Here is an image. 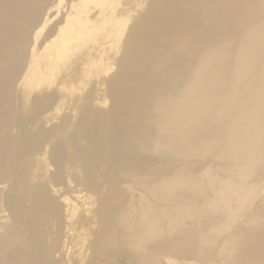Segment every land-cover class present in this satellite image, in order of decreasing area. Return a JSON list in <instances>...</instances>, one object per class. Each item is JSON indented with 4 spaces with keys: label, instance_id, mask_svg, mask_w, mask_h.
I'll list each match as a JSON object with an SVG mask.
<instances>
[{
    "label": "bare ground",
    "instance_id": "1",
    "mask_svg": "<svg viewBox=\"0 0 264 264\" xmlns=\"http://www.w3.org/2000/svg\"><path fill=\"white\" fill-rule=\"evenodd\" d=\"M63 61L72 69L54 86L108 74L106 108L85 82L73 113L50 110L68 95L31 86ZM61 186L73 198L56 199ZM49 227L60 239L50 254ZM63 236L70 264H264V0H0V264H54Z\"/></svg>",
    "mask_w": 264,
    "mask_h": 264
},
{
    "label": "rangeland",
    "instance_id": "2",
    "mask_svg": "<svg viewBox=\"0 0 264 264\" xmlns=\"http://www.w3.org/2000/svg\"><path fill=\"white\" fill-rule=\"evenodd\" d=\"M127 0H120V2L121 3H123V2H126ZM146 7V6H145ZM143 8V9H141V12H140V14H142L144 11H145V9L146 8ZM50 13H52V11L50 12ZM53 13H54V8H53ZM52 15V14H51ZM138 16V15H137ZM51 17V22L49 23V25L48 26H50V24H52V22L56 19L55 18V16L53 15V16H50ZM136 18V17H135ZM129 24H131V22L129 23ZM46 30H47V27H46V29L41 33V35H39V39H42L44 36H45V32H46ZM94 37V36H93ZM93 37H91V38H93ZM93 44V42H90L89 44H88V46H90V45H92ZM77 52H80V51H78L77 50ZM75 54V55H74ZM120 54V53H119ZM119 54L117 55V57L119 56ZM77 57V53H76V51H74V52H71L70 54H69V56H68V59L70 60V61H72L74 58H76ZM108 57V56H107ZM70 61H67V62H62V67L60 68V70L58 71L57 70V72L55 73V74H53V75H51V76H49L47 79H45V80H43V81H41V82H39V83H37V84H34V83H32V84H34V85H32L31 86V88H33L34 86V88L33 89H36L37 91H38V93H40V94H51V93H53V92H56V90H60L61 88V91H64V93L66 94V95H68V97H67V99L65 98V101L64 102H62L63 101V99H59V97H57L58 99L56 100L57 102L54 104V103H52V105H51V107H50V104H49V108H50V110H51V108H52V110H53V107L54 106H56V107H58L59 106V109L57 108L56 109V113L57 112H61L62 110H63V113L61 112V114H64L65 115V111L68 109V110H70V108H71V112H72V107H74V103H75V98H77V97H75L77 94H83V93H87V91L89 90L88 89V87L90 86V84H88V86H87V89H86V86H84V85H86V83H91V82H97V84H98V86H100L99 88V90L96 92V94H95V100H99V101H101L102 99L105 101V103L106 104H103V106H104V108H106L108 105H109V103H110V98H109V96H108V93H107V91H106V88H105V86H101L102 84H100L105 78H106V75H108V74H105V73H99L97 76H96V78L95 77H91L90 79H86V81H84V82H81L80 84H79V82H78V84L76 83V85L75 86H72V87H67V85L68 84H66V86L64 87L63 86V84H62V86H58L57 84V86L55 85L54 86V82H57V79L59 80V79H61V78H64L65 76H68V74H70V72L69 71H71L70 69H72V67H70L71 65H70ZM69 62V63H68ZM72 64V63H71ZM67 65V66H66ZM69 65V66H68ZM66 68V69H65ZM116 71V67L114 68L113 67V69L110 71V73L111 72H115ZM67 72H68V74H67ZM61 76V77H59V75ZM52 77V78H51ZM93 78H95V79H93ZM103 79V80H102ZM100 80H102V81H100ZM60 82V81H59ZM86 82V83H85ZM83 84V85H82ZM30 85V83H25L23 86L20 84L19 86H18V88L16 89V90H18L19 92L20 91H24V92H26V86H29ZM37 86V87H36ZM79 86V87H78ZM83 86V87H82ZM57 87H59V88H57ZM67 87V88H66ZM75 87H76V89H75ZM101 87H103V88H101ZM21 88V89H20ZM64 88V89H63ZM77 88L79 89L77 92H79V93H77L76 92V90H77ZM29 89V88H28ZM27 89V90H28ZM53 89V90H52ZM67 89V90H66ZM70 89H72L71 91H70ZM75 89V90H74ZM83 89H86L85 90V92H83L84 90ZM46 90V91H45ZM69 90V91H68ZM74 90V93L72 92ZM83 90V91H82ZM50 91V92H49ZM77 94H76V93ZM81 92V93H80ZM76 94V95H75ZM73 96V98H69V97H72ZM35 100H36V97H35V94L29 99V100H25V101H23V102H21V106H23L24 107V111L25 112H27L26 110L27 109H30L31 108V105L35 102ZM71 100V101H70ZM21 101V100H20ZM60 105H59V104ZM63 103V104H62ZM65 103V104H64ZM67 103H68V105H67ZM72 103V104H71ZM69 104L71 105V107H69ZM54 105V106H53ZM61 105H62V107H61ZM66 105H67V107H66ZM63 106H64V108L66 109H62V110H60V108H63ZM48 107V106H47ZM49 108H45V109H43V110H40V112H46L47 113V111L46 110H48ZM57 110H60V111H57ZM68 110L66 111V112H68ZM51 113H53L52 111H50ZM71 112H69V113H71ZM77 112V111H76ZM75 111H74V114L76 115L77 113H76ZM39 113V112H38ZM50 113V114H51ZM59 113H57V114H59ZM69 113H67V114H69ZM73 113V112H72ZM55 114V113H54ZM57 114L56 115H53V114H51L50 116L52 117V115H53V119L57 122V121H59V119L58 120H56L55 118H54V116L56 117L57 116ZM61 114H59V115H61ZM37 115V114H36ZM63 115H61V116H59V118L60 117H62ZM35 118H36V116H34ZM50 117V118H51ZM58 117V116H57ZM35 118H33V119H35ZM111 116L110 115H108L107 117H106V121L107 122H110L111 121ZM46 121V120H45ZM36 123H35V125H34V127L37 125V124H39V126L38 127H36V129H34L35 131H37L38 129L39 130H43V131H45L47 128H50L49 126L47 127V125H44V123H46V122H41V121H39V120H37V121H35ZM52 123V122H51ZM53 123H55L54 121H53ZM52 123V124H53ZM48 124V123H47ZM50 124V123H49ZM48 124V125H49ZM43 126V127H42ZM51 126V125H50ZM45 129V130H44ZM13 130V138H14V143H13V160H12V162H11V164H13L15 167H17V166H19L18 165V163H17V161H16V158L17 157H19V154H18V151L20 150V148H21V146H22V138H21V133H20V130H19V128L18 127H15V128H13L12 129ZM38 130V131H39ZM73 130H75V126H72L71 127V129L69 130L70 132L71 131H73ZM46 132V131H45ZM35 133V132H34ZM38 133V132H37ZM40 134H42V133H40ZM43 136H41V138H42ZM41 138H39L38 139V145H37V148L35 149V151L37 152H39V153H41V154H44V158L46 159V162H48L49 163V160H48V157H47V155H48V150H49V147H47L46 145H45V142H44V140H47V139H44V140H41ZM107 138V134L105 135V139ZM81 142L82 143H86V140L85 139H81ZM48 149V150H47ZM67 150H68V152H69V157L67 158V161H66V164L68 165V167H70V168H72L73 166H75L76 168H77V175L76 176H78V177H80L81 179H83V170H82V168H81V166H80V164H79V162H78V160L73 156V149H72V147H70V146H67ZM97 151L100 153V155H101V160L98 162V170L96 171V179H97V182L95 183V184H93V186H91L90 188H89V191L90 192H92V193H94V195H95V197H96V199H100V197L101 196H104L105 195V193H106V189H107V186L109 185V184H107V182H106V178H105V176H104V174H103V172H104V169H103V163H102V159H104L105 157H107L108 156V152H107V150H106V148L104 147V146H102V147H97ZM206 162V161H205ZM205 162H200V163H205ZM20 165H23L22 163L20 164ZM72 166V167H71ZM14 168V167H13ZM73 178V177H72ZM63 187V188H62ZM26 186L25 185H22L21 186V188L19 189V193H18V195H17V198L18 199H20V200H22V196H23V194H24V191L26 190ZM47 188H49V189H51L52 188V185L51 184H49V185H47ZM60 188H62V191L60 192V193H58L57 195H55V198L56 199H58V200H61V197L62 196H65V195H67V196H70L71 198H73V196L72 195H74V193L72 192V190L71 189H68L66 186H61ZM133 188L135 189V190H138V188H137V186H133ZM65 189V190H64ZM206 191L208 192V193H210L212 190H211V188H210V186L207 184V189H206ZM260 193H262V192H260ZM9 195V196H8ZM12 197V194H11V192L10 191H8V194H6L5 196H3V199H5L6 197ZM63 207H65V206H63ZM2 210H4V211H2V214L3 215H7L8 216V218H9V220L8 221H12L11 220V218H10V216H9V212H8V210L5 208V207H2L1 208ZM28 219V217H26L25 216V220H27ZM47 228V227H46ZM46 232H47V236L46 237H48V240L46 241V242H44L43 243V246H44V250H45V248H47V250H48V254H50V253H52L53 251H54V249H56L57 247H56V243H53L54 241L55 242H58L59 243V241H60V239H56V229H54L53 227H49L47 230H46ZM62 240L63 241H65L66 243H67V245H66V247L65 248H63L62 249V251L60 252V253H57V257H56V259H58L57 260V262L56 263H54V264H70V263H68L69 262V260H70V258H68V259H66L67 258V253H68V247H70L71 245H70V238H68V236H63L62 237ZM57 243V244H58ZM185 262H188V260H184V259H182V260H178V262H175V264H185ZM157 264H172L171 262H169V261H167V259L166 258H163V259H159V260H157Z\"/></svg>",
    "mask_w": 264,
    "mask_h": 264
}]
</instances>
